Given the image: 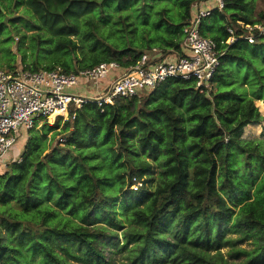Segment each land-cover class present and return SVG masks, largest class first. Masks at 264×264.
<instances>
[{
	"label": "trees",
	"instance_id": "obj_1",
	"mask_svg": "<svg viewBox=\"0 0 264 264\" xmlns=\"http://www.w3.org/2000/svg\"><path fill=\"white\" fill-rule=\"evenodd\" d=\"M252 1L224 0L222 11L202 18L201 34L222 53L208 89L169 78L44 122L54 131L49 144L29 130L21 159L0 173V205L9 207L0 225L25 243L0 237V264H114L105 249L120 230L125 247L134 243L127 264H264V139L242 137L264 120L256 105L264 100V32L250 42L239 24L264 25V12L247 14ZM183 4L187 22L193 0ZM181 40L156 47L165 57L181 53ZM101 45L104 60L124 68L144 52ZM244 241L251 247L234 250L242 262L224 259L219 249Z\"/></svg>",
	"mask_w": 264,
	"mask_h": 264
},
{
	"label": "rangeland",
	"instance_id": "obj_2",
	"mask_svg": "<svg viewBox=\"0 0 264 264\" xmlns=\"http://www.w3.org/2000/svg\"><path fill=\"white\" fill-rule=\"evenodd\" d=\"M183 1L0 0V67L19 69L62 65L77 69L107 59L106 47L101 44L116 49L134 47L144 51L150 50L151 46H158L164 51L182 38L183 25L187 19ZM194 2L197 0H193V7L196 4ZM262 12L264 0L252 1L247 9L251 19L260 18ZM183 51L187 49L183 47ZM119 71H123L122 66ZM113 72L111 70L110 74ZM74 90L88 93L83 86ZM256 105L264 116V100H257ZM41 125L37 124L33 133L36 132L43 140L45 138L44 142L49 144L54 131H46ZM28 137L29 130L23 128L18 143L22 144ZM242 137L264 139V120L248 124L243 129ZM8 211V206L0 205L1 213L7 214ZM228 236L235 238L237 235ZM0 237L6 243H25L18 234L3 229L1 225ZM124 241L120 230L119 238L108 242L106 246L105 252L114 264L129 262V249L134 243L125 247ZM232 245L228 243L219 249L221 254L229 262H242L245 257L234 256V250L251 247L250 241L237 243L236 247ZM217 252L213 250L211 254Z\"/></svg>",
	"mask_w": 264,
	"mask_h": 264
},
{
	"label": "built area",
	"instance_id": "obj_3",
	"mask_svg": "<svg viewBox=\"0 0 264 264\" xmlns=\"http://www.w3.org/2000/svg\"><path fill=\"white\" fill-rule=\"evenodd\" d=\"M219 11L224 9V0H216ZM210 8L201 7L195 16L183 25L181 47L187 52L168 58L153 46L106 84L111 70L121 65L114 60H102L94 66H83L65 71L62 66L0 67V166L11 162V150L18 144L23 128L30 130L37 124H55L76 117V110L83 104L94 101L100 107L114 104L118 99L131 98L141 92L154 89L169 78L195 79L196 86L204 91L211 86V79L220 62V51L216 42L200 32L203 17L211 13ZM248 32L245 37L252 42L255 30L264 32V25L244 24ZM232 33V28H229ZM234 41L230 36L228 43ZM86 88L88 93L77 92ZM74 90V91H73ZM65 141V137H60ZM21 157L14 158L20 160ZM13 161V160H12ZM142 181L134 178L131 186L137 190Z\"/></svg>",
	"mask_w": 264,
	"mask_h": 264
},
{
	"label": "crops",
	"instance_id": "obj_4",
	"mask_svg": "<svg viewBox=\"0 0 264 264\" xmlns=\"http://www.w3.org/2000/svg\"><path fill=\"white\" fill-rule=\"evenodd\" d=\"M197 2H198V5H196L197 4ZM197 2H194V4H195V7H193V4H192V10H191V16H190V18H189V20L190 19H192L194 16H195V14L197 13V11L201 8V7H204V8H210V9H213V8H216V0H204V1H197ZM188 20V21H189ZM241 22V21H240ZM242 23H244V22H242ZM187 52V51H186ZM182 53H185L183 50H182V52L181 53H179L177 50H170V51H168L167 53H166V57H170V58H173V57H176V56H179V55H181ZM119 73H121V71H119V70H115L112 74H110L107 78H105V79H103L102 80V83L103 84H106L107 82H109L110 80H112L113 79V77L116 75V74H119ZM25 143H26V141H24V142H22V144H17L15 147L18 149L17 150V152L16 153H14V151H15V149H14V151H13V149L11 150V155H12V153H14V156L12 157V160H14V158H17V157H19L20 156V150H21V148H23L24 147V145H25ZM11 160V161H12ZM6 166H0V169H1V171H0V173H2L3 171H4V168H5Z\"/></svg>",
	"mask_w": 264,
	"mask_h": 264
}]
</instances>
